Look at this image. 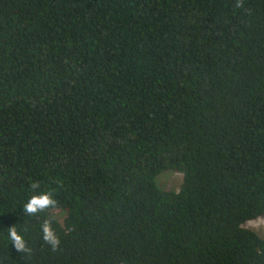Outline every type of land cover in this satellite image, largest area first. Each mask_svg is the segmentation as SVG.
<instances>
[{
    "label": "trees",
    "instance_id": "16d2710c",
    "mask_svg": "<svg viewBox=\"0 0 264 264\" xmlns=\"http://www.w3.org/2000/svg\"><path fill=\"white\" fill-rule=\"evenodd\" d=\"M263 215L264 0H0V264H264Z\"/></svg>",
    "mask_w": 264,
    "mask_h": 264
},
{
    "label": "clouds",
    "instance_id": "9594fccd",
    "mask_svg": "<svg viewBox=\"0 0 264 264\" xmlns=\"http://www.w3.org/2000/svg\"><path fill=\"white\" fill-rule=\"evenodd\" d=\"M239 6H243L242 2ZM35 182L33 186H36ZM57 204V201L53 198L51 192H41L40 194L32 195L31 198L24 204L23 209L25 214H36L40 211L47 210L54 207ZM43 231V240L52 246V249L55 251L60 246V238L54 232L50 223L45 222L42 227ZM9 237L18 251L25 250V238L24 236L17 231L15 226L9 228Z\"/></svg>",
    "mask_w": 264,
    "mask_h": 264
},
{
    "label": "rangeland",
    "instance_id": "374dc122",
    "mask_svg": "<svg viewBox=\"0 0 264 264\" xmlns=\"http://www.w3.org/2000/svg\"><path fill=\"white\" fill-rule=\"evenodd\" d=\"M184 180L181 172L167 170L163 171L157 177V184L162 189L179 190ZM245 226L255 230L264 237V215L245 223Z\"/></svg>",
    "mask_w": 264,
    "mask_h": 264
}]
</instances>
